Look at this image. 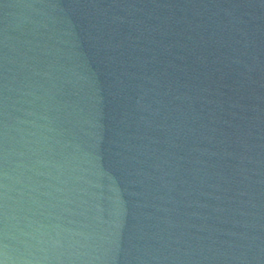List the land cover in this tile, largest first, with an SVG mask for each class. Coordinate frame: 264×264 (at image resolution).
<instances>
[{
  "label": "water",
  "instance_id": "1",
  "mask_svg": "<svg viewBox=\"0 0 264 264\" xmlns=\"http://www.w3.org/2000/svg\"><path fill=\"white\" fill-rule=\"evenodd\" d=\"M0 264H264V0H0Z\"/></svg>",
  "mask_w": 264,
  "mask_h": 264
}]
</instances>
